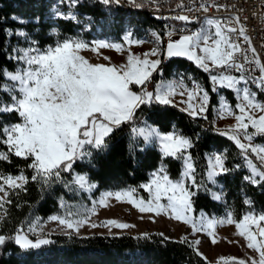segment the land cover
I'll list each match as a JSON object with an SVG mask.
<instances>
[{
    "label": "snow or ice",
    "instance_id": "snow-or-ice-1",
    "mask_svg": "<svg viewBox=\"0 0 264 264\" xmlns=\"http://www.w3.org/2000/svg\"><path fill=\"white\" fill-rule=\"evenodd\" d=\"M119 2L103 0L106 5ZM76 3L78 0H68L69 6ZM208 7L202 3L199 10L207 12ZM65 18L74 19V16L68 15ZM172 19L186 25L198 23L200 26L195 30H184L185 34L179 39H173V31H169L167 43L162 49L152 48L143 56L130 53L126 63L121 65L91 63L80 54L89 48V44L78 39H64L46 48L39 47L37 41L31 40L27 47L13 48L7 54V59L14 61L16 67L14 70L0 68V144L7 146L6 152H0V160H8L10 154L25 160L31 159L29 167L34 172L31 179L50 184L53 180H61L62 172H72L77 160L90 157L91 152L87 150L89 147L106 148L107 140L114 132L123 125H131L130 132L134 138H143L145 142L155 139L163 156L182 160V176L177 180L171 179L161 165L152 174L150 182L141 186L149 193L150 199L138 197L133 188L107 192L99 204L107 207L109 199L114 198L133 205L142 213L167 214L189 225L193 233L205 232L212 238V243L217 242L215 237L218 226L234 224L237 235L247 241V247L259 253V260L252 261V264H264V213L249 212L239 219L231 213L224 218H209L202 214L197 220L192 215L195 211L193 197L201 185L195 178L192 156L187 153V149L192 147V140L175 131L161 133L146 122L142 127L135 124L137 110L142 105L157 103L175 106L173 98L177 95L186 96L182 101L186 107L182 111L192 117L207 118L205 114L211 97L209 91L196 81H192V87L188 88L182 80H161L155 85L154 91L148 90L153 73L159 72L162 75L161 59L152 57L164 55L166 58H185L209 74L213 92L220 88L233 90L237 94L240 102L235 105V109L238 114L223 97L218 111L222 118L234 116L236 124L224 131H217L233 141L239 149L250 170V175L245 179L256 185L264 183V145L253 143L255 136H264V102L257 100L256 92L248 86L249 77L246 75L249 72L248 66H254L252 71L258 70L260 74L253 75L251 83L264 91V62L255 47L242 46L241 38L249 45L251 40L239 16L229 19L205 17L201 21L200 17L178 14ZM20 22L24 23L22 20ZM6 34L28 38V33L24 31L13 33L8 29ZM152 35L158 43H164L160 34ZM124 39L128 45L142 43L134 39L130 32ZM104 48L121 52L124 46L98 40L94 42L92 50L98 52ZM248 53H251L250 57ZM239 57L243 58V62ZM232 70L239 75L231 74ZM134 86L139 91L133 90ZM249 128L254 131L249 132ZM228 171L223 156L214 155L209 158V181L215 182V177ZM73 182L79 188L89 191L94 187L85 175L77 174ZM27 183L28 177L23 173L16 176L0 175V193L3 194L0 195V208L9 194L8 189H24ZM213 198L220 200L222 197L213 194ZM91 212L95 214V206ZM77 216L80 218H73ZM50 219L75 231H79L88 222L87 215L71 211L63 217L53 215ZM108 225L129 227L115 220H108L105 226ZM38 227L37 221L28 228V232H34ZM92 227L97 225L93 224ZM7 239L10 238L0 235V245H4ZM11 239L25 250L39 249L50 243L48 239H30L23 228ZM184 242L197 255H203L198 248L199 240L189 242L185 238ZM218 264H246V261L221 257Z\"/></svg>",
    "mask_w": 264,
    "mask_h": 264
},
{
    "label": "trees",
    "instance_id": "trees-1",
    "mask_svg": "<svg viewBox=\"0 0 264 264\" xmlns=\"http://www.w3.org/2000/svg\"><path fill=\"white\" fill-rule=\"evenodd\" d=\"M178 0H120L119 4H104L103 0H83L77 5L79 16H89L100 23L106 18L110 8L115 12L113 32L119 35L123 25L131 23L140 28H154L164 35L163 23L153 13L156 8H167ZM54 0H0V68L14 70L16 64L7 59L11 52V40L6 30L15 31L23 28L32 33L40 46L53 44L58 38L53 29L58 30L59 37L74 35L80 26L73 19L53 18L50 8ZM14 17L19 19H14ZM24 21L21 23L20 21ZM164 37V36H163ZM154 79L169 80L177 72H184L198 79L209 91L211 101L207 118L192 117L180 107L153 103L142 105L136 113V126L145 122L167 133L174 129L192 140V147L187 150L195 165V178L200 190L193 197L194 213L222 215L230 210L236 219L247 211L264 212V183L252 184L245 179L250 175L239 149L230 139L221 136L213 125V106L218 103V93L213 92L209 74L199 69L185 58H167ZM133 90L139 91L138 87ZM230 102L236 99L232 90L222 89ZM4 119H7L5 117ZM15 119V117H12ZM131 125H123L107 140L103 149L88 148L90 157L77 160L72 172H62L61 180L43 184L39 179H31L34 174L29 167L31 159L25 160L9 155L8 160H0V175H19L28 177L24 189H10L0 218V235L9 237L0 245V264H218L211 262L185 243V239L167 238L159 233L141 235H76L54 234L50 243L39 249H22L15 244L16 232L38 218H47L60 211L62 201H73V172L85 173L96 183L94 195L105 189L137 188L147 198L148 193L141 187L150 179L151 173L164 163L171 178H178L182 173L183 161L174 157H165L158 144L147 143L143 138H134L130 132ZM264 141V136H257ZM7 146L0 144V152H6ZM213 151H225L227 173L217 176L223 184L224 201L213 198V182L207 179L209 155ZM258 163V162H257ZM69 185L66 187L65 185ZM207 189L208 191H205ZM7 201H10L7 202ZM250 201L251 203H246ZM189 241V240H188ZM190 242V241H189Z\"/></svg>",
    "mask_w": 264,
    "mask_h": 264
},
{
    "label": "rangeland",
    "instance_id": "rangeland-1",
    "mask_svg": "<svg viewBox=\"0 0 264 264\" xmlns=\"http://www.w3.org/2000/svg\"><path fill=\"white\" fill-rule=\"evenodd\" d=\"M82 1L83 0H78V3L72 6H69L68 0H54L53 5L50 8L51 16L53 18H56V17L65 18L68 15L74 16L73 20L80 25L77 28V32L74 35L59 37L58 30L54 28L52 32L55 33L58 38L53 44L42 47L40 46L39 42L36 40V38L34 37L32 33H29L23 28H18L12 32L15 33L17 31H24L28 33V38L26 39L24 37H19V36L14 35L16 38L13 41L11 40L12 49L17 46L27 47L31 40L37 41L39 47L46 48L48 46H54L57 42H62L64 39H78V40H82L85 43L89 44V48L82 50L80 54L83 55L91 63H94V64L103 63L106 65L108 64L121 65V64L126 63L127 57L130 53L143 56L144 53L149 52L152 48L159 47L162 49L166 45L167 42L165 43V39L163 37L164 35L162 34L160 30H157L154 28H140L135 25H132L131 23H126L125 25H123V30L119 35L115 34V32H113V28L110 27V25L113 23L115 12H113L110 8H106L108 11V14L106 18L101 20L100 23L94 22L87 15H83V17L79 16L80 13L78 11L77 5L81 3ZM129 32L132 34V37L134 39H138L142 41V43L138 45L137 44L128 45L124 37ZM153 33L160 34V37L164 43L163 44L158 43L155 37L152 35ZM180 36H175L173 37V39H179ZM98 40H104L110 43L122 44L124 46L123 51L118 52L115 49H111V48L100 49L98 52L93 51L92 48L94 47V42ZM105 57H108L109 59H105ZM156 58L161 59L162 62L165 59H167L165 58L164 55H161L160 57H152V59H156ZM155 74L156 73H153L152 81L147 86L149 91H154L155 85L161 81V80L156 81V79H154ZM181 80L183 81L184 85H186L188 88H191V82L193 80H198V79L194 78L191 75L188 78H186L185 73L180 71V72H177L171 79L164 80V81L179 82ZM248 86L254 92H256L257 100L260 102H264V93L262 92V90H260L257 87L252 86L251 84H249ZM232 92L236 99V104L239 103L240 100L238 99L237 94L233 90ZM215 93H218L217 95L218 103L213 106V125L216 129H219L220 131L226 130L230 126L235 125L236 120L234 116H227V117L222 118L218 114L221 98L223 97L225 100H227V102L233 107V110L236 111V114H238V110L235 109L236 104L233 105L230 102V100L226 97L222 89L218 88L217 91H215ZM173 99H174V105L180 107L181 109L186 107V105L182 103V101L186 99V96L177 95ZM205 115L207 116V113ZM147 125L159 130V128L154 125H150V124H147ZM173 131L181 134L180 131L177 129H174ZM252 131L254 130L249 128V132H252ZM161 133H164V132H161ZM151 142H154L158 144L159 146V143L157 140L153 139L152 141L147 142V143H151ZM253 143L264 145V141L257 140V136L254 137ZM214 155H221L226 160L225 151H222V152L213 151L209 155V158ZM161 165H163L164 168L166 169L165 164L161 163L160 166L151 173L150 179L148 182H150L152 178V174L156 173L160 169ZM183 171H184V167H182V173ZM182 173L178 178H171L168 172H167V175L171 179L177 180L181 178ZM77 174L85 175L88 178V176L85 173H80L77 170H74L73 181H74V177ZM88 180L91 184L94 185V187L90 191L87 189L79 188V186L73 182L72 190H73V193L75 194V199L73 201H62V206H61L60 211L53 214V215H59L63 217L69 211H71L74 213H80V214L87 215L88 222L82 225L79 231L68 229L65 226L59 224V222L52 221L50 217L53 215H51L45 219L38 218L34 220L33 222H31L30 224H27L21 227L23 228L24 232L27 233L29 238L35 241L38 238L49 240L50 237L54 234H76V235L86 236V235H93V234L115 235V234L127 233V234H132V235H141V234H148V233H159V234L166 236L167 238H172V239H177V240H183L185 238H187V240H189L190 242L194 239L199 240L200 244L198 245V248H199L200 253L203 254L202 256L204 258L206 257V259L211 262H219L221 257H225V258L235 257L237 259H243L246 261V264H252V261L259 260V253L247 247V241L243 237H240L239 235H237V229L234 224L218 226L216 228V237H215L217 242L212 243V238L209 237L205 232L193 233L189 225H186L180 221H176L175 219L170 218L167 214L156 215L155 213H151V212L142 213L137 208H135L133 205L126 203V202H119L115 200L114 198L109 199L107 207L100 205L99 201L104 196L105 193L110 192V191L111 192L124 191L128 189H133V188L126 187V188H121V189H105L95 196L93 193L96 189L97 184L92 182L89 178ZM213 184L214 185L211 188L212 195L220 194L222 197L220 201H224L225 190H224L223 184L219 183V181L217 180V177H215V182H213ZM134 189H136V195L138 197H143L145 200L150 199L149 193L145 189L144 190L148 193L147 198H145L142 195V192L139 189L137 188H134ZM9 190L10 189H8V192ZM0 195H3V194L0 193ZM7 197H5V202L7 200ZM4 204H3V207L0 208V218L3 215ZM94 206L96 207L95 214L91 212V209ZM249 212H255V211L250 210V211H247L245 214ZM229 213L233 215V213L230 210H226L225 213L222 215H217V214L211 215L205 212H200L198 214H195L193 212L192 215L197 220H199L202 214L209 218H224ZM261 213H264V212H261ZM73 218H80V217L77 216ZM108 220H115L119 223H124V224L129 225V227L118 228V227H114L111 225L105 226ZM37 221L39 222V227L36 228L34 232H28V228L31 225L36 224ZM93 224L97 225V227H92Z\"/></svg>",
    "mask_w": 264,
    "mask_h": 264
},
{
    "label": "built area",
    "instance_id": "built-area-1",
    "mask_svg": "<svg viewBox=\"0 0 264 264\" xmlns=\"http://www.w3.org/2000/svg\"><path fill=\"white\" fill-rule=\"evenodd\" d=\"M202 3L209 6L207 12L199 10ZM178 5H183V7ZM190 8L194 10L189 11ZM153 13L163 23L165 43L168 40L167 33L169 31H173V37H175L185 34L184 30L186 29L195 30L200 26L198 23L186 25L182 21L172 19L178 14L200 17L201 21L205 17L229 19L239 16L240 23L245 27L246 33L251 40L249 45L244 43L241 38L242 46L245 48L255 47L261 61L264 62V0H178L174 5L167 8H156ZM248 55L250 57L251 53H248ZM239 59L243 62L242 57H239ZM248 67L249 72L246 75L249 77V84L256 87L255 84L251 83V77L253 75L258 76L260 73L258 70L252 71L254 66L249 65ZM231 74L239 75L234 70H232ZM193 81L204 87L200 81ZM262 92L264 93V91Z\"/></svg>",
    "mask_w": 264,
    "mask_h": 264
},
{
    "label": "water",
    "instance_id": "water-1",
    "mask_svg": "<svg viewBox=\"0 0 264 264\" xmlns=\"http://www.w3.org/2000/svg\"><path fill=\"white\" fill-rule=\"evenodd\" d=\"M221 131H224V130H221ZM221 136H222V135H221ZM224 137H226V136H224ZM226 138H228V137H226ZM76 163H77V161H76ZM76 163L73 165V168L75 167Z\"/></svg>",
    "mask_w": 264,
    "mask_h": 264
},
{
    "label": "crops",
    "instance_id": "crops-1",
    "mask_svg": "<svg viewBox=\"0 0 264 264\" xmlns=\"http://www.w3.org/2000/svg\"><path fill=\"white\" fill-rule=\"evenodd\" d=\"M165 58H166V56H165Z\"/></svg>",
    "mask_w": 264,
    "mask_h": 264
}]
</instances>
